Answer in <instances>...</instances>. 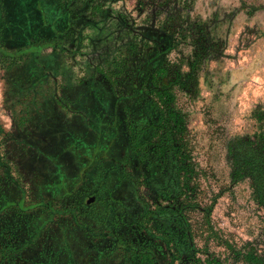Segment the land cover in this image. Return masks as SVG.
Segmentation results:
<instances>
[{"label": "trees", "instance_id": "obj_1", "mask_svg": "<svg viewBox=\"0 0 264 264\" xmlns=\"http://www.w3.org/2000/svg\"><path fill=\"white\" fill-rule=\"evenodd\" d=\"M82 2L89 18L76 22V15L70 13V3L75 0H0V47H4L0 48L4 54L1 57L8 58L2 62L5 66L1 78L8 85L3 93L8 99L3 102L10 116L17 118L20 133L10 138L0 123V264H78L71 243H78L83 255L86 252L82 256L88 264H161L154 248L156 242H163L169 251L179 233L187 243V259L170 253L169 264L182 257L180 264H198L190 245V228H184L187 218L177 201L182 194L180 176H187L191 170L182 143L187 130L185 117L173 107L172 91L175 85L184 87L192 77L187 74L183 79L177 72L172 78L166 72L162 64L164 49L159 48L161 40L152 41L156 52L148 58H142L137 42L124 43L123 48L117 46L111 52L118 55L104 69L97 66L100 76L89 75L81 79L77 91L65 88V99L55 98L64 114L77 116L88 127L83 133L73 131V141L63 144L57 155L50 152L51 146L44 147L36 138L46 117L53 113L43 109L47 104L40 102L55 95L56 82L52 80L51 87L47 80L53 78L51 71L59 68L52 64L54 57L58 55L62 61L76 50L85 54L83 41L99 39L104 32L101 20L93 18L96 14L106 15L103 3L95 6L91 0ZM119 17L124 20L123 14ZM125 27L134 39L149 42L131 31L128 23ZM86 30L92 34L87 36ZM107 37L112 39L107 34L100 38ZM46 47L50 51L43 58L39 49ZM9 49L12 54L4 53ZM15 61H22V65L18 66V77L13 79L9 70ZM140 62L136 68L134 63ZM14 108L18 109L16 113ZM117 145L124 152L120 157L113 155ZM3 147L7 151L2 152ZM8 152L9 160L17 165V175L5 157ZM48 152L53 161L47 165L43 159ZM63 153L66 157L61 159ZM228 154L231 181L249 178L253 198L264 207V132L256 139L235 138L228 146ZM67 161L76 171L72 176ZM131 161L136 170L141 166L139 174L144 182L157 198L163 199L145 205L139 219L144 223L138 229L149 231L155 243L124 238L119 233L122 217L112 211L116 187L111 181L115 179L118 186L124 178L133 183L138 180L128 169ZM119 170L122 177L116 175ZM89 194H94V203H86ZM172 214L178 215L181 230L163 234L146 227L153 219H169ZM60 217H67L69 225L54 230L52 226ZM80 229L87 240L78 239ZM244 258L247 264H264V256L255 251L247 252ZM202 264L219 263L206 258Z\"/></svg>", "mask_w": 264, "mask_h": 264}, {"label": "rangeland", "instance_id": "obj_2", "mask_svg": "<svg viewBox=\"0 0 264 264\" xmlns=\"http://www.w3.org/2000/svg\"><path fill=\"white\" fill-rule=\"evenodd\" d=\"M75 1L76 3H70V13L76 15V22H80L81 18H89L86 4L82 0ZM91 1L95 6L101 1L106 8L105 16L96 14L93 17L101 20L100 26L104 32L99 39L86 38L83 41L86 48L82 51L85 54H79L76 50L73 55L68 54L62 58L65 62L58 59V55L54 57L52 64L59 68L51 71L53 78L50 76L47 80L51 87V81L56 82L55 91L53 90L55 95L47 96L46 102L44 98L40 102L41 105L47 104L43 105V109H50L53 113L42 124V132L36 137L38 141L44 147L51 146L50 152L54 153L63 144L73 141V131L83 133L88 128L77 116L64 114L56 103L55 98H64L65 88L77 91L81 79L88 78L89 75L100 76L97 66L104 69L107 62L118 55L111 52L117 46L123 48L124 43L137 42L142 58H148L156 52L152 41L161 40L159 48L164 49L162 64L167 69L166 72L172 78L177 72L183 79L187 74L192 77L184 87L175 85L172 91L175 95L173 107L184 115L187 128L182 143L189 155L187 167L191 172L185 177L180 176L182 194L177 201L187 218L188 225L184 228H190L192 234L190 245L194 248V257L198 264H202L206 258L216 260L219 264H247L244 258L247 252L255 251L256 255L264 256V207L258 205L253 198L249 178L231 181L232 162L228 154V146L235 138L256 139L264 132V0ZM120 14L124 15V20L119 17ZM127 23L131 31L149 42L134 39L131 34L126 33ZM86 31L87 36L92 34L90 30ZM106 34L112 39L100 38ZM2 47L0 48L4 49ZM1 49L0 123L9 137L15 138L20 134L17 118L10 116L8 107L3 102L8 99L3 95L8 85L1 78L2 68L5 66L2 62L8 58L1 57L4 55ZM49 51L47 47L39 49V55L44 58ZM11 52L9 49L4 53L12 54ZM123 53H126L124 49ZM141 62L134 63L136 68ZM11 63L16 64L9 70L14 79L18 77V66L22 65V61ZM12 78H9V82ZM17 110L14 108L13 112L16 113ZM4 151H7L5 147L2 148V152ZM114 151L113 155L116 157L124 154L118 145ZM57 154L58 152L53 155ZM51 156L48 152V157L45 156L43 162L52 164ZM5 157L14 175H17V165L9 160V152ZM65 157L63 153L61 159ZM131 162L128 169L134 176H138V180L133 183L124 178L118 186L115 185V179L111 181L116 187L113 202L116 205L112 211L122 217L119 233L124 238L136 240V243L142 239L155 243L149 231L144 233L138 229L144 223V220L139 219L142 218L145 205L149 206L163 199L157 198L155 191L150 190L144 182L139 174L142 172L141 166L136 170L135 162ZM67 163L68 173L72 176L76 171L70 162ZM116 173L121 176L120 170ZM27 187L31 188L29 183ZM90 197L95 199L94 194H89L85 199ZM161 215L165 217L166 213ZM177 216L172 214L167 217L169 219H153L146 227H151L153 233H171V230L177 232L182 227L178 225ZM67 219L60 217L57 225L52 228L59 230L67 227ZM85 236L81 229L77 231L79 240H87ZM156 243L158 244L154 248L158 263L169 264L172 256L170 253H174L176 258L183 255L187 259V243L181 233L175 235L169 251L163 242ZM71 245L78 264H88L83 258L86 252L83 255L79 249L81 246L78 243ZM182 259L183 257L176 259L174 264H180Z\"/></svg>", "mask_w": 264, "mask_h": 264}, {"label": "water", "instance_id": "obj_3", "mask_svg": "<svg viewBox=\"0 0 264 264\" xmlns=\"http://www.w3.org/2000/svg\"><path fill=\"white\" fill-rule=\"evenodd\" d=\"M93 199H94L93 197H90V199L86 200V203H90Z\"/></svg>", "mask_w": 264, "mask_h": 264}, {"label": "flooded vegetation", "instance_id": "obj_4", "mask_svg": "<svg viewBox=\"0 0 264 264\" xmlns=\"http://www.w3.org/2000/svg\"><path fill=\"white\" fill-rule=\"evenodd\" d=\"M91 202L94 203L95 202V199L93 201H91ZM88 204H91V203H88ZM178 211H180V210H178Z\"/></svg>", "mask_w": 264, "mask_h": 264}]
</instances>
